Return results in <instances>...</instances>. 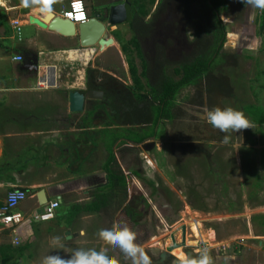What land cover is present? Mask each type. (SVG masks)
<instances>
[{
    "label": "rangeland",
    "instance_id": "1",
    "mask_svg": "<svg viewBox=\"0 0 264 264\" xmlns=\"http://www.w3.org/2000/svg\"><path fill=\"white\" fill-rule=\"evenodd\" d=\"M83 1L84 5L91 3L93 11H98L101 5L119 0ZM227 1L230 3L227 15H220L225 27L221 52L231 54L233 58H228V63L217 66L207 77H203L198 86L185 87L178 92L176 104L182 111L175 120L176 123L173 120L160 122L158 136L152 139L154 146L147 153L148 159L151 163L154 161L155 166L148 169V174L146 170L141 172L140 145L132 151L127 150L129 147H120L117 151L124 169L139 171L154 186V191L151 192L152 188L146 186L142 180H137L125 172L128 174L127 183L134 181L136 187L145 196L148 195L152 216L149 214L146 224L134 231L137 233V243L150 258L163 253L160 261L154 264H163L168 255L179 260L187 252H191L197 257L205 247L209 249L213 264H264V124L251 123L253 128L236 133H222L200 118L205 108L214 107H232L244 112L243 107L251 104L264 111V37L257 32L260 9L240 4L239 0ZM19 2L21 0H0L3 3L0 4V12H3L7 20L12 36L10 39L4 38L0 26V56L8 60L4 64L5 71L0 70V80L10 78L8 82L15 84L19 78L24 79V74L18 70V64L9 59L11 51H29L28 44L23 40L25 27H11L9 23L11 19L18 17ZM19 23L24 24L25 21L21 20ZM181 28L186 44L191 36L192 26L181 22ZM116 30L119 32L120 41H125L131 35L126 23L116 25ZM106 33L110 35L109 29ZM185 48L186 46H182V51ZM68 53L73 58L58 64V77L63 84L76 86L81 80L80 68L84 61L74 57V51ZM84 56L87 57V54ZM88 58L91 64L116 78L110 84L113 89L121 90L123 85L129 83L127 65L116 43L96 49ZM176 59L174 57L173 61ZM26 78L32 81L34 76L28 75ZM110 112L107 109L102 111L101 108L100 122L96 119L95 123L101 126L104 121L114 122V116ZM244 114L250 120L245 112ZM179 120L187 121L182 125L185 133L191 127V134L185 136L182 133V138L204 140L202 145L211 153V162L205 163L202 157L192 156L183 151L180 144L177 145V139L181 138L177 129ZM75 123L77 126L78 122ZM225 135L230 137L227 144L223 143ZM171 144L174 145L176 153L170 150ZM179 150L183 153L179 154ZM215 171L221 178L219 183L216 182ZM252 216L260 217L251 221ZM88 220H92L97 227L94 238H90L87 233L83 236L82 243H76L73 238H61L66 245L64 250L52 249L49 244L51 239H47L43 245L39 244L38 239L33 241L32 250L37 259L35 264H40L42 258L48 254H59L62 258H68L69 252L76 248L99 250L105 246L96 235L100 229H110L114 225L131 228L121 213L116 215L111 226H108L104 217L95 216ZM84 223L86 224L85 221ZM181 225L185 226L186 232L184 252L180 247L166 252L170 234L175 236V242L180 240ZM166 227L170 229L167 230ZM108 247V254L115 257L119 264H131V260H125L119 249ZM23 258L25 261L21 264H33L30 261L31 256ZM174 259L166 264H175ZM16 260L17 258L14 262Z\"/></svg>",
    "mask_w": 264,
    "mask_h": 264
},
{
    "label": "crops",
    "instance_id": "2",
    "mask_svg": "<svg viewBox=\"0 0 264 264\" xmlns=\"http://www.w3.org/2000/svg\"><path fill=\"white\" fill-rule=\"evenodd\" d=\"M67 1L57 0L53 13L58 15L66 6ZM110 3L116 4L118 1ZM110 3L101 5V9L98 11H93L91 3L85 4L88 18L100 12L103 8L112 5ZM17 7L19 13L16 19L19 22L21 20L25 21L24 24L19 23L26 29L23 40L28 44L29 51L37 54L39 61H37L35 74L21 69L19 68L20 61H13L11 57L16 54L23 55L25 51L23 49H15L11 51L9 59L12 63L18 64L17 68L24 74V79L19 78L16 84L8 82L10 78H1L0 80V202L10 189L21 188L26 191V197L18 202L15 207V210L21 213L22 220L15 225L13 232L17 235L19 243L21 242L20 245L25 246L24 251L17 257L15 263L21 264L25 261L23 256H31L32 259L30 261L35 264L37 259L32 250V242L36 239H38L40 245H43L47 239L50 240L54 236H60L63 240L73 238L76 243L78 241L82 243L85 233L90 238H94V230L97 229L94 226V222L88 220L95 217V213L80 212L69 223L66 219L67 211L62 204L64 202L66 205L87 202L89 198L87 196L88 190L104 182L100 171V164L104 155V150L99 141V133L102 127L100 124L95 123L96 119L100 122L102 114L100 113L98 116L94 112L89 116L90 113L88 111L95 107V102L86 101V99L81 111L69 112L67 109V92L71 89L84 90V68L87 64L90 67H95L94 64L89 62L88 56L94 54L96 49H100L96 45L81 48L75 37L62 36L54 31L28 24L26 17L20 14V9L24 8L21 2L17 3ZM12 9L15 8L12 7ZM1 13L3 14V12ZM2 19L3 25L0 23V26L2 27L3 36L6 39H10L12 36L4 14ZM104 24L106 31L107 29L110 31L109 37L112 38L113 44L116 43L118 46V39L112 33L113 30H116L117 23L114 24L113 21L107 19ZM7 34L10 35L6 36ZM69 51H74L76 55L74 57H79L84 61L80 68L82 72L81 80L76 86L74 84H63L58 77V64L73 58L69 56ZM84 54H87V57ZM0 61H2L0 62V70L5 71L4 64L8 60L0 56ZM96 68L101 71L100 68ZM43 69H46L48 74H50L52 82L51 86L43 88L45 90L35 87V81L41 75ZM28 75L30 77L34 76V79L28 81L26 78ZM6 82L8 84H3ZM110 113L114 116V122H110L111 127H115L118 114L116 115L112 111ZM90 117L91 123L87 126L85 121L90 119ZM177 117L171 120L176 123ZM75 121L78 122L77 126ZM179 121L177 129L181 138L183 134L185 136L191 134V127L185 133L182 126L187 121ZM153 138L146 137L139 144L125 143L118 146L119 148L115 146V143L113 154L124 173L128 172V169L122 167L117 155L120 147H129L130 150H127L132 151L140 145L142 158L139 164L140 169L141 172L146 170L145 172L148 174V169L153 167V165L155 166V163L153 164L154 161L151 163L147 156L149 149L154 146L152 144ZM181 138L177 139V145L180 144L181 148L184 144H203L204 141L194 137H191L192 139L190 137L189 139ZM170 150L176 153L172 144ZM135 151L137 152V149ZM183 151L179 150L178 152L182 154ZM211 156L209 157L210 162ZM139 175L140 180L150 181L141 174ZM39 189L43 190L47 201L52 199L59 201L51 219L33 220L34 214L42 208V205L38 203L35 197ZM115 217L116 214L113 220ZM13 232L9 228L0 226V245L10 244ZM66 234H69L70 237L65 238ZM5 238H8V240L6 241Z\"/></svg>",
    "mask_w": 264,
    "mask_h": 264
},
{
    "label": "trees",
    "instance_id": "3",
    "mask_svg": "<svg viewBox=\"0 0 264 264\" xmlns=\"http://www.w3.org/2000/svg\"><path fill=\"white\" fill-rule=\"evenodd\" d=\"M238 2L243 4L240 0ZM229 5L227 0L131 1L130 19L126 23L131 35L125 41H120L119 32L112 31L124 56L130 83L122 86L121 93L111 92L110 84L116 81L114 76L99 71L96 66L90 67L89 64L84 68L85 89L101 90L106 96H110V92L111 95L115 94L121 103L118 108L121 113L115 110L116 115L118 114L115 127H111L108 121L101 123L99 141L104 155L100 171L104 182L88 190L87 202L62 204L67 211L66 219L69 223L80 212H88L104 217L108 226L112 225L113 217L118 213H121L133 230L146 224L149 214L151 215L148 195L145 196L133 182L127 183L128 174L140 180L139 172L131 169L125 174L113 154V147L115 143L118 147L125 143L139 144L146 137L157 138L160 122L170 121L181 112L176 104L178 92L185 87L198 86L203 77H207L217 66L228 63V58H233L231 54L221 52L225 27L220 15H227ZM2 18L3 14L0 12V23L3 25ZM178 21L191 25L192 33L186 40L184 51L182 47L179 48L181 59L173 61L167 57L173 46L169 39V28ZM257 32L264 37V10H260L257 16ZM243 110L251 123L264 124V111L260 107L250 104L244 106ZM94 112H97L95 107L88 111L89 116ZM90 123L91 117L85 121L87 126ZM183 150L202 157L206 163L210 162L211 153L202 143L184 144ZM218 177L219 173H216L217 183L221 182ZM142 181L152 188L151 192L154 191L150 181ZM256 217L260 216H252L250 220L253 221ZM262 222L264 223V219ZM24 249L25 246L22 245L13 247L1 244L0 264H15L14 259ZM185 256L196 257V254L187 252ZM162 257L158 253L151 260L154 264ZM171 259L174 258L166 256L163 264ZM174 260L175 264H179V260Z\"/></svg>",
    "mask_w": 264,
    "mask_h": 264
},
{
    "label": "clouds",
    "instance_id": "4",
    "mask_svg": "<svg viewBox=\"0 0 264 264\" xmlns=\"http://www.w3.org/2000/svg\"><path fill=\"white\" fill-rule=\"evenodd\" d=\"M240 2L251 8L264 10V0H240ZM56 3L57 0H21L23 7L35 9L41 15L52 14ZM200 118L222 133H236L253 128L244 112L232 107L205 108ZM229 139L230 137L225 135L223 143H229ZM96 235L105 245L99 250L76 248L69 252L68 258H62L59 254H48L42 258L40 264H119L115 257L108 254V246L119 249L125 260H131V264H153L145 249L137 243V233L130 227L114 225L110 229L98 230ZM49 244L52 249L66 248L60 236L52 237ZM179 264H213V261L209 249L205 247L197 257L185 256L179 259Z\"/></svg>",
    "mask_w": 264,
    "mask_h": 264
},
{
    "label": "water",
    "instance_id": "5",
    "mask_svg": "<svg viewBox=\"0 0 264 264\" xmlns=\"http://www.w3.org/2000/svg\"><path fill=\"white\" fill-rule=\"evenodd\" d=\"M132 0H122L116 4H112L107 8H103L100 12L89 17L85 22L72 23L71 21L61 18L59 15L52 13L50 15H41L35 9L21 8L20 14L26 17L28 24L35 25L41 29L54 31L59 35L66 37H75L78 45L81 48L90 46H98L102 49L104 46L113 44L112 38L106 33L104 21L100 18L110 19L113 23H126L130 19V3ZM19 68L27 70L33 74L37 69V54L31 51L23 52L21 56ZM101 92L87 89L81 92L78 89H71L67 92V109L69 112H79L83 108L85 99L100 98ZM35 197L40 205L46 203L47 199L44 196L42 189H39ZM169 230V227H166ZM67 233V232H66ZM185 226L180 227V242L176 243L172 234H170V244L165 247V251L169 252L174 248L180 247L184 252L185 241ZM70 235L66 234V238ZM163 255V253H161Z\"/></svg>",
    "mask_w": 264,
    "mask_h": 264
},
{
    "label": "built area",
    "instance_id": "6",
    "mask_svg": "<svg viewBox=\"0 0 264 264\" xmlns=\"http://www.w3.org/2000/svg\"><path fill=\"white\" fill-rule=\"evenodd\" d=\"M61 18L67 19L72 23H81L85 22L88 19L86 8L84 3L81 0H68L66 6L58 14ZM11 27H17L19 24L18 19H12L10 22ZM21 54H16L11 57L13 61H20ZM50 74L43 69L40 76H38L35 81L36 88H47L51 86ZM26 191L21 188H13L6 192L3 200L0 202V226L2 228H9L11 231H14L15 225H17L22 220V215L20 212L15 210L18 202L23 200L26 197ZM59 201L57 199H52L47 201L42 205V208L39 212L34 214L33 220H47L51 219L54 216V211L58 206ZM10 240V244L13 247L19 246V239L17 235L13 232ZM180 240L176 243H179ZM170 244V242H169Z\"/></svg>",
    "mask_w": 264,
    "mask_h": 264
},
{
    "label": "flooded vegetation",
    "instance_id": "7",
    "mask_svg": "<svg viewBox=\"0 0 264 264\" xmlns=\"http://www.w3.org/2000/svg\"><path fill=\"white\" fill-rule=\"evenodd\" d=\"M122 0H119L118 2H121ZM102 21H105L106 19L100 18ZM127 23V22H126ZM116 24V23H115ZM118 24H122V23H118ZM117 24V25H118ZM169 32H171V35H169V39L172 41L173 46L175 47L174 49L170 48L169 50V54L167 53V57L170 58L171 60L175 58L176 61L181 59V51L179 50L180 47L185 46L184 42V36L182 35V28H181V22H177L174 26H171L169 28ZM87 89L84 88V92ZM96 90V89H95ZM96 91H100L101 92V97L100 98H92V99H86V101L91 100L95 102V108H96V114L99 116L100 114V110L102 108V111L107 109V110H111L112 112H115V110L117 109L118 113H121V110L118 109L119 106H121V103H119L117 97L115 96V94L111 95V92L114 91L115 93H121L123 91V89L121 90H116L112 88L111 86V92H110V96H106L101 90H96ZM85 103V102H84Z\"/></svg>",
    "mask_w": 264,
    "mask_h": 264
},
{
    "label": "bare ground",
    "instance_id": "8",
    "mask_svg": "<svg viewBox=\"0 0 264 264\" xmlns=\"http://www.w3.org/2000/svg\"><path fill=\"white\" fill-rule=\"evenodd\" d=\"M174 240H175V236H174ZM176 241V240H175Z\"/></svg>",
    "mask_w": 264,
    "mask_h": 264
}]
</instances>
